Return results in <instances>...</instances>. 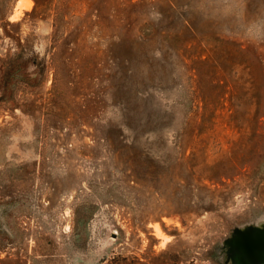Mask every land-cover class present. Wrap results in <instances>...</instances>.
<instances>
[{"label": "rangeland", "instance_id": "1", "mask_svg": "<svg viewBox=\"0 0 264 264\" xmlns=\"http://www.w3.org/2000/svg\"><path fill=\"white\" fill-rule=\"evenodd\" d=\"M145 252L264 264V0H0V264Z\"/></svg>", "mask_w": 264, "mask_h": 264}, {"label": "trees", "instance_id": "2", "mask_svg": "<svg viewBox=\"0 0 264 264\" xmlns=\"http://www.w3.org/2000/svg\"><path fill=\"white\" fill-rule=\"evenodd\" d=\"M148 252L140 255H126L125 253L113 254L104 258L101 264H167V259L160 258L161 254L151 256Z\"/></svg>", "mask_w": 264, "mask_h": 264}]
</instances>
